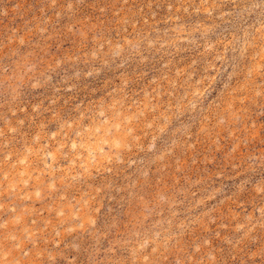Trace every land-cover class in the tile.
<instances>
[{"label":"rangeland","instance_id":"obj_1","mask_svg":"<svg viewBox=\"0 0 264 264\" xmlns=\"http://www.w3.org/2000/svg\"><path fill=\"white\" fill-rule=\"evenodd\" d=\"M0 264H264V0H0Z\"/></svg>","mask_w":264,"mask_h":264}]
</instances>
